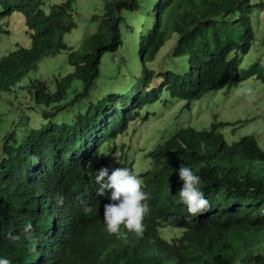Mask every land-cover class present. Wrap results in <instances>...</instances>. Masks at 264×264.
Returning <instances> with one entry per match:
<instances>
[{
  "label": "trees",
  "instance_id": "1",
  "mask_svg": "<svg viewBox=\"0 0 264 264\" xmlns=\"http://www.w3.org/2000/svg\"><path fill=\"white\" fill-rule=\"evenodd\" d=\"M45 2L0 0V19L23 14L31 40L29 47L18 46L0 59V257L24 264L27 244L32 264H264V149L252 130L232 144L220 132L241 122L177 130L150 155L152 168L141 175L150 209L141 235L123 226L119 235L107 232L103 211L110 193L97 195L90 175L100 149L144 124L148 106L166 100L190 105L249 79L264 84V33L257 37L264 27L256 24L264 0H107L103 15L90 21L97 30L83 41L81 54L65 42L78 26L76 0L53 5L50 12ZM173 35L172 57L186 58L188 69L158 74L150 64ZM128 44L137 53L141 49V77L127 79V67L123 96L108 91L93 97L104 57ZM68 50L73 73L55 77L52 89L33 81L20 97L16 87L26 76L45 58ZM252 51L258 58L244 68ZM34 118L42 123L30 124ZM26 164L40 170V180L33 173L28 177ZM182 165L201 177L199 187L209 202L191 220L178 197ZM47 205V212L59 208L55 233L52 215L50 224L44 220ZM86 207L92 212L86 214ZM28 223L31 239L23 233ZM165 228L183 234L168 241ZM9 232L20 240L10 241Z\"/></svg>",
  "mask_w": 264,
  "mask_h": 264
},
{
  "label": "rangeland",
  "instance_id": "2",
  "mask_svg": "<svg viewBox=\"0 0 264 264\" xmlns=\"http://www.w3.org/2000/svg\"><path fill=\"white\" fill-rule=\"evenodd\" d=\"M68 1L46 0V11L50 12L53 5ZM106 1L76 0L74 7L77 13L80 14L77 21L78 26L72 33L65 36V42L70 49L81 54L80 49L83 41L97 30L98 24L90 21L94 16L103 15ZM256 16H258L256 24L264 27V11L257 13ZM146 20L149 21V17ZM26 28V19L21 13H16L12 19H0V59L16 50L18 46L29 47L31 45L30 37L28 38L26 35ZM263 33L264 30L257 31V37L261 39ZM126 42L129 43L128 38H126ZM176 42L177 36L173 35L167 45L161 50L155 63L150 64L153 70L162 72L169 69H188L186 58H176L174 61L172 57ZM140 54L141 49L137 53V50H132L128 44L125 51L116 55H106L103 59L101 76L97 82L98 89L93 92V97H97L98 94L101 97L108 91L116 92V94L123 96L127 92L126 87L128 86V83L125 85L127 67H129L127 79L134 81L137 75L141 77L142 71L140 72V69L142 63L139 58ZM69 57L70 51L68 50V52H63L56 57L45 58L38 68L26 76L16 87L17 92L20 91V97L23 98L25 94L22 91L23 88L29 86L33 81L45 82L52 89L55 86V77H65L73 73L74 69L70 65ZM260 57L264 62V54H260ZM257 58V53L252 51L245 58L244 68H249ZM75 85L81 86L79 82H76ZM118 87H122V91L118 92ZM226 91L212 92L203 100L190 105L180 100H166L160 104L148 106L150 119L148 121L144 120L145 124L141 126L140 132L135 137L137 150L139 147L143 150H149L141 159L145 168L148 167L150 161L148 158L149 153L181 128L202 131L209 130L215 123L235 124L241 122V125H229L220 129V132L232 144L252 130L250 132H254L259 139L260 146L264 149V84L256 79H249L236 84L229 93ZM40 123L42 121L38 118L30 122L33 125ZM7 124L8 126L13 125L12 118L8 119ZM5 134L4 136H6ZM133 135L134 132L131 131L127 139L123 141L126 148L130 146ZM140 153L143 155V152ZM134 162L137 164V171L144 168L143 164H139L140 160L138 157H134ZM180 234L181 232L175 229H167L166 239L169 241V239H173Z\"/></svg>",
  "mask_w": 264,
  "mask_h": 264
},
{
  "label": "clouds",
  "instance_id": "3",
  "mask_svg": "<svg viewBox=\"0 0 264 264\" xmlns=\"http://www.w3.org/2000/svg\"><path fill=\"white\" fill-rule=\"evenodd\" d=\"M157 72L158 74L161 73L160 71ZM224 90H227V93L231 91L228 88ZM143 113H145V111H143ZM148 114L150 113H147L146 116ZM149 119L150 116L146 121H148ZM144 124H141L139 122L135 126L130 127L129 132L122 136L123 138L117 137L116 140L113 139L111 142H108L103 149H100L101 155L99 156L97 162L91 165L92 172L90 173V175L91 177H94V183L97 187V195L105 196L107 193H110V195L108 196L109 203L104 205L103 211L104 226L110 235H119L121 232V226H123V228L128 232L134 233L136 235H141L144 231L143 221L150 209L147 203L149 194L143 191V180L141 178V175L151 170L153 161L150 155L161 146L160 143L154 151L149 153L148 158L150 159V161L148 167L145 168L144 164L141 162V159L149 150H143L141 149V147H139L137 150L135 142V137L140 132L141 126H143ZM182 129L183 128L179 130ZM131 131L134 132V135L131 137L130 146L126 148L123 141L127 139ZM140 152H143V155H141ZM134 157H138V159L140 160L139 164H143L144 168L137 171V164L134 162ZM29 158L30 154L28 152L26 153L27 164L29 163ZM27 164L25 168L28 177H31L33 173V175L38 180H40V170L37 169L36 166L32 170H30ZM178 176L179 180L183 182L182 187L178 192L179 202L182 203L187 209L188 215L186 219L191 220L198 215L203 214L208 209L209 202L206 198H204V195L199 187V185L201 184V177L197 175L191 167L182 165L179 169ZM47 192L48 190H45L44 193L47 194ZM50 198L51 196L48 195L49 200ZM45 203L47 204V202ZM47 207L48 205L44 208V220L47 225L50 224V214L52 215V231L53 233H55V231L59 229L57 227V219H59V208L57 205L55 206V208L52 206V210L47 212ZM84 212L86 214H89L92 212V208L86 207L84 209ZM167 229L173 228H165L163 230L165 237L167 235ZM32 230L33 226L31 223H28L24 226L23 233L26 238H32ZM175 230L181 232V234L178 235L177 238L181 237L183 232L179 229ZM45 232L46 234L48 232L47 226L45 228ZM46 234L43 235V239L45 241H48ZM7 238L13 243L20 240V236L15 235L12 232L8 233ZM37 238L39 242L42 238L41 234H38ZM170 240L171 239H169V241ZM58 242L59 239H54L53 246L56 247L58 245ZM49 251L50 250L46 251V253H48ZM30 254H32L30 251V246L26 244L24 251V264L33 263L31 261L33 257L30 256ZM37 255H40V253H37ZM0 264H11V261L9 259L0 257Z\"/></svg>",
  "mask_w": 264,
  "mask_h": 264
}]
</instances>
